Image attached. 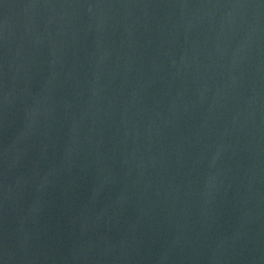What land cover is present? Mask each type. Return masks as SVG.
I'll list each match as a JSON object with an SVG mask.
<instances>
[{
	"label": "water",
	"instance_id": "1",
	"mask_svg": "<svg viewBox=\"0 0 264 264\" xmlns=\"http://www.w3.org/2000/svg\"><path fill=\"white\" fill-rule=\"evenodd\" d=\"M0 264H264V0H0Z\"/></svg>",
	"mask_w": 264,
	"mask_h": 264
}]
</instances>
